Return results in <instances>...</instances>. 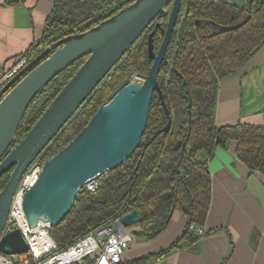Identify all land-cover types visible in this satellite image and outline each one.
Wrapping results in <instances>:
<instances>
[{"label": "trees", "instance_id": "trees-1", "mask_svg": "<svg viewBox=\"0 0 264 264\" xmlns=\"http://www.w3.org/2000/svg\"><path fill=\"white\" fill-rule=\"evenodd\" d=\"M133 1L52 0L41 38L15 62L22 58L31 60L53 42L88 30ZM170 7L171 3L36 159L43 164L68 144L128 75L149 70L152 60L147 54V34L159 23L153 35L157 50ZM245 18L248 19L236 29L217 31L216 24L231 25ZM263 42L264 0H181L158 73V83L172 120L170 128L162 130L167 116L158 94L154 93L138 147L123 164L96 179L97 189L82 187L69 213L49 229L59 248L133 210L140 216L137 237L156 236L166 226L173 210L183 212L187 224L167 248L125 264H145L152 257L189 248L199 240L201 236L195 229L203 227L211 202L207 161L215 147L225 148L229 141H236V157L251 171L264 174V124H215L219 81L240 70ZM86 58L73 62L38 92L21 118L11 146L27 134ZM9 174L10 170L0 178V190Z\"/></svg>", "mask_w": 264, "mask_h": 264}, {"label": "water", "instance_id": "water-1", "mask_svg": "<svg viewBox=\"0 0 264 264\" xmlns=\"http://www.w3.org/2000/svg\"><path fill=\"white\" fill-rule=\"evenodd\" d=\"M169 3L166 27L161 28L163 36L157 50L153 35L159 23L147 34V54L152 64L147 72L135 74L141 78V84L123 80L70 142L43 162L34 182L24 190L21 206L29 226L35 227L38 221L48 223L50 228L57 226L86 183L123 164L138 147L154 93L158 94L167 116L162 130H169L172 120L158 83V73L181 0H134L88 30L65 36L45 47L0 86V178L10 170L0 190V253L13 255L28 250L18 227L5 229L18 183L40 152ZM247 19L231 25L216 24L217 31L236 29ZM84 56L87 58L83 64L27 134L11 146L23 114L38 92ZM139 221L136 210L119 218L121 228Z\"/></svg>", "mask_w": 264, "mask_h": 264}, {"label": "crops", "instance_id": "crops-1", "mask_svg": "<svg viewBox=\"0 0 264 264\" xmlns=\"http://www.w3.org/2000/svg\"><path fill=\"white\" fill-rule=\"evenodd\" d=\"M51 7L52 0H0V78L41 38ZM242 122L264 124V42L240 70L218 83L215 124ZM236 146L233 140L225 148L216 146L207 161L211 202L205 234L191 247L152 257L147 264H264V174L239 160ZM186 224L187 216L173 210L156 236L132 239L123 262L167 248Z\"/></svg>", "mask_w": 264, "mask_h": 264}, {"label": "built area", "instance_id": "built-area-1", "mask_svg": "<svg viewBox=\"0 0 264 264\" xmlns=\"http://www.w3.org/2000/svg\"><path fill=\"white\" fill-rule=\"evenodd\" d=\"M27 61L28 59L22 58L8 68L0 78V86ZM134 78L135 83L141 84V78L135 75ZM38 170L40 171V168ZM28 173L29 171L25 173L14 191L5 225V229H20L28 250L13 255L0 253V264H125L122 256L133 237L129 227L121 228L120 217L89 231L65 248H59L50 236L48 223L38 221L35 227H30L21 206L23 192L30 185L25 182ZM96 179L89 181L84 187L88 190L97 189ZM22 223H25V227ZM195 232L198 236L205 234L202 228H196Z\"/></svg>", "mask_w": 264, "mask_h": 264}, {"label": "rangeland", "instance_id": "rangeland-1", "mask_svg": "<svg viewBox=\"0 0 264 264\" xmlns=\"http://www.w3.org/2000/svg\"><path fill=\"white\" fill-rule=\"evenodd\" d=\"M134 75L135 74H133V75H128L126 78L127 79H129V81H131V82H136V79L134 78ZM125 78V79H126ZM124 79V80H125ZM123 82V81H122ZM121 82V83H122ZM111 94V93H110ZM109 96V95H108ZM107 96V97H108ZM107 97H106V99H107ZM106 99H105V101H106ZM104 101V102H105ZM41 165H42V163L38 160V159H36L34 162H33V164L29 167V170L28 171H30L31 169H34V168H40L41 167ZM137 224L138 223H136V224H133V225H131L130 227H129V229H130V231H131V233H132V237L134 238H138L137 237V235H135V231H133V230H138L137 228H138V226H137ZM23 236V235H22ZM135 238H134V240H135Z\"/></svg>", "mask_w": 264, "mask_h": 264}, {"label": "bare ground", "instance_id": "bare-ground-1", "mask_svg": "<svg viewBox=\"0 0 264 264\" xmlns=\"http://www.w3.org/2000/svg\"><path fill=\"white\" fill-rule=\"evenodd\" d=\"M38 168H34V169H31L30 171H29V173L27 174V177H26V179H25V182L27 183V184H31V183H33L34 182V180L36 179V177H37V175H38ZM25 178V177H24ZM41 224V223H40ZM23 227H25V223H22L21 224Z\"/></svg>", "mask_w": 264, "mask_h": 264}]
</instances>
